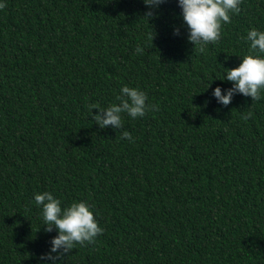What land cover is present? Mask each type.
Instances as JSON below:
<instances>
[{
    "label": "trees",
    "instance_id": "obj_1",
    "mask_svg": "<svg viewBox=\"0 0 264 264\" xmlns=\"http://www.w3.org/2000/svg\"><path fill=\"white\" fill-rule=\"evenodd\" d=\"M3 4L0 264H43L56 235L33 200L43 191L88 202L103 229L59 264H264V92L211 95L231 87L220 79L247 30H264V0H241L203 51L176 0L150 18L142 0ZM123 85L155 107L99 128L91 106L118 103Z\"/></svg>",
    "mask_w": 264,
    "mask_h": 264
},
{
    "label": "clouds",
    "instance_id": "obj_2",
    "mask_svg": "<svg viewBox=\"0 0 264 264\" xmlns=\"http://www.w3.org/2000/svg\"><path fill=\"white\" fill-rule=\"evenodd\" d=\"M165 0H142L146 11L144 17L150 18ZM180 8V17L186 27V39L200 51L208 43L220 38L221 25L230 22V14L240 11L241 0H176ZM0 0V8H3ZM180 29L174 28L173 34L179 35ZM248 46V52L240 57V63L234 68H224L223 79L231 82V87L222 89L219 85L212 89L211 95L218 104L227 106L234 95L240 94L252 100H260L264 92V30L252 27L242 37ZM137 53L142 51L137 47ZM227 59V58H226ZM209 83L206 89L210 86ZM118 103L91 112L92 121L99 128L111 126L122 128V114L132 119L143 117L155 106L146 103L147 94L137 87L123 85L116 97ZM246 118V117H245ZM121 137L131 140L128 131H122ZM33 200L40 209V217L46 232L55 230L56 235L49 240V249L40 257L43 264H59L58 258L68 254L74 247L92 243L103 232L94 215L93 206L84 200L73 201L61 206V201L49 191L33 194Z\"/></svg>",
    "mask_w": 264,
    "mask_h": 264
}]
</instances>
